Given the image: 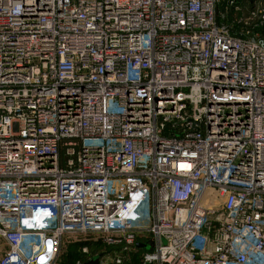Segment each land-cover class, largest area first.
I'll return each instance as SVG.
<instances>
[{"label": "built area", "instance_id": "obj_1", "mask_svg": "<svg viewBox=\"0 0 264 264\" xmlns=\"http://www.w3.org/2000/svg\"><path fill=\"white\" fill-rule=\"evenodd\" d=\"M66 238L264 264V0H0V264Z\"/></svg>", "mask_w": 264, "mask_h": 264}, {"label": "trees", "instance_id": "obj_2", "mask_svg": "<svg viewBox=\"0 0 264 264\" xmlns=\"http://www.w3.org/2000/svg\"><path fill=\"white\" fill-rule=\"evenodd\" d=\"M88 246L91 253L96 252L97 246H95L92 243L86 242V241H73L70 242L69 248L67 251V254H63V247L62 245L60 254H59V260L58 264H75V261L79 258V250L82 246ZM102 247V246H101ZM104 250L109 249L108 247H102Z\"/></svg>", "mask_w": 264, "mask_h": 264}, {"label": "rangeland", "instance_id": "obj_3", "mask_svg": "<svg viewBox=\"0 0 264 264\" xmlns=\"http://www.w3.org/2000/svg\"><path fill=\"white\" fill-rule=\"evenodd\" d=\"M123 185H124V181L121 180V179H116V180H111L110 181V191L112 192V194H121L122 192V189H123ZM143 226H147L146 224H143ZM143 235H146V233H144ZM77 238H80V237H77ZM71 241H74L73 239L71 238H66L64 239V247H63V254L66 255L67 254V251H68V246L70 244ZM77 241V240H76ZM101 250V249H99ZM109 250V249H107Z\"/></svg>", "mask_w": 264, "mask_h": 264}, {"label": "water", "instance_id": "obj_4", "mask_svg": "<svg viewBox=\"0 0 264 264\" xmlns=\"http://www.w3.org/2000/svg\"><path fill=\"white\" fill-rule=\"evenodd\" d=\"M135 246L136 247H145V245H140V244H136ZM82 264H99L98 257L95 256L93 258H90Z\"/></svg>", "mask_w": 264, "mask_h": 264}]
</instances>
